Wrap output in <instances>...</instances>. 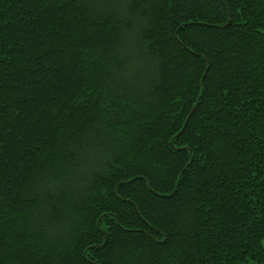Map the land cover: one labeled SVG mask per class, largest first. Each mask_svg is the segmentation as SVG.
<instances>
[{"label": "trees", "instance_id": "obj_1", "mask_svg": "<svg viewBox=\"0 0 264 264\" xmlns=\"http://www.w3.org/2000/svg\"><path fill=\"white\" fill-rule=\"evenodd\" d=\"M264 0H0V264H264Z\"/></svg>", "mask_w": 264, "mask_h": 264}, {"label": "rangeland", "instance_id": "obj_2", "mask_svg": "<svg viewBox=\"0 0 264 264\" xmlns=\"http://www.w3.org/2000/svg\"><path fill=\"white\" fill-rule=\"evenodd\" d=\"M262 243H263V246H264V240H263V242H262Z\"/></svg>", "mask_w": 264, "mask_h": 264}]
</instances>
